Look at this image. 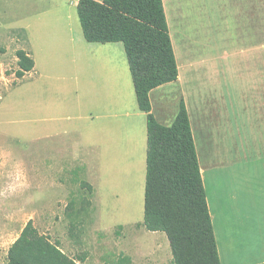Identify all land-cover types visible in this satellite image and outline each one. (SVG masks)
<instances>
[{"label": "rangeland", "instance_id": "rangeland-1", "mask_svg": "<svg viewBox=\"0 0 264 264\" xmlns=\"http://www.w3.org/2000/svg\"><path fill=\"white\" fill-rule=\"evenodd\" d=\"M75 1L0 0V264L29 220L70 257H85L78 264H120L121 253L132 264H168L173 253L166 233L143 226L147 116L124 44L88 42ZM169 6L188 71L153 95L157 119L172 124L185 99L201 166L208 135L219 149L264 145L256 91L241 89L256 81V69L242 71L233 55L257 43L259 24L264 81V0H171ZM95 47L110 53L93 54ZM21 48L35 60L27 81L16 76ZM109 90L121 93L114 111L102 96ZM80 145L82 158L74 161ZM123 163L135 164L136 176L119 174ZM258 205L264 213V202ZM244 212L227 219L239 233L231 236L233 250L215 219L222 260L264 262V241L237 248L253 224V210Z\"/></svg>", "mask_w": 264, "mask_h": 264}, {"label": "trees", "instance_id": "trees-1", "mask_svg": "<svg viewBox=\"0 0 264 264\" xmlns=\"http://www.w3.org/2000/svg\"><path fill=\"white\" fill-rule=\"evenodd\" d=\"M77 11L87 41L124 44L138 106L147 113L143 226L166 233L173 253L168 264H221L185 99L170 125L152 111L151 90L179 76L164 1L78 0ZM17 57L16 76L22 78L34 69L35 60L24 48L17 50ZM79 260L85 257H70L29 220L3 264H78ZM118 260L132 264L124 253Z\"/></svg>", "mask_w": 264, "mask_h": 264}, {"label": "crops", "instance_id": "crops-1", "mask_svg": "<svg viewBox=\"0 0 264 264\" xmlns=\"http://www.w3.org/2000/svg\"><path fill=\"white\" fill-rule=\"evenodd\" d=\"M163 1L165 3L164 5L165 12H166L173 48L179 68V76L176 81L179 82L183 79L184 75L188 71V65L184 61V54L177 41V34H176L175 26L173 24L172 7L169 6L171 0H163ZM77 2L75 1L76 5ZM245 9H246L245 6H243L242 10L240 11L241 14L243 13L244 18L246 13ZM244 23H245V19H244ZM254 30H255L254 33H256V39H254V41L256 40L257 43L253 44L252 47L244 46L243 48V46H241L239 50H236L233 53V55H235L237 58L240 59V63H243L244 66L242 67V71H244V67L246 71H249L251 66H253L254 69H256V81L250 83L246 82L244 84H241V89L247 92L248 90L251 89L253 91H256L254 92V99H255L254 102L255 105L259 107L258 112H261L264 115L263 112L264 81L261 80L262 70H261V43H260L259 24L256 25ZM244 32H245V26L242 35L244 34ZM242 41H244L243 37H242ZM97 43H101V42H97ZM108 43L110 44L115 42H107L101 44H108ZM105 46H115V45H105ZM102 48L104 47H95L94 49L96 50V52L93 51V54L99 53L100 56L106 57L110 52L108 50L106 52L105 50L102 51ZM104 53L105 55L103 56L102 54ZM225 55L229 57L231 53L227 51ZM31 71L24 76V78H26L25 81H27L28 78H31V74H32ZM164 86L165 85H161L151 90L150 99L152 98L151 99L152 101H153V95L156 94L157 92H160V90ZM109 91H107L105 94H102V96L103 95H105V97L107 96L106 99L107 101H109V105L111 106L110 109L114 111L112 104L115 106L119 105V103L121 102L120 101L121 93L118 91L115 92L114 90L108 93ZM113 92H115V94ZM152 111H153V103H152ZM146 124H147V118H146ZM166 125H170V124H166ZM212 138L214 139V134L208 135L207 137L206 140L207 145H206L205 157H204L205 162H204V166H201L200 164V167L204 180L208 206L212 216L218 251H219V241L217 238L215 219L218 217L220 218V224H219V227H221L220 233L222 236L227 235V238L224 242L229 243L227 249L233 250L234 247L230 245L231 236L233 233H235V235H239V233L236 230L235 232L232 231L231 227L233 224H231V221L227 219L242 218L243 215H245L244 210H246L247 208H251L253 210L252 213L253 224L247 227L245 231H243V235L245 236L243 241L245 242V244L240 247H237L241 250H248L250 246L255 247L259 243L264 241V213L260 212V210L258 211V207H260L258 204L260 202H264V145H259L254 147H242L239 148L238 151H236V149L234 148L230 149L226 147H222L221 149H219L217 145L214 144ZM248 151H251V154H253L252 158L248 156L249 155L248 153L246 154V152ZM95 152L97 153L100 161L99 150ZM73 153L74 154L72 155L74 161L76 159L81 160L82 158L81 145L79 147V151ZM120 158L123 159L124 161V159L127 160L128 157H122V155H120ZM127 164L128 163L122 164L123 169L118 170L119 174H121L124 171L131 170L132 172H130V174L135 176L137 173V169L135 168L137 166L135 164H133L132 166L129 165L127 166ZM255 202L257 206L254 205ZM238 226L239 225H237L236 227ZM241 235L242 234L240 232V236ZM219 256H220L221 264L234 263V261L230 259H226L225 261H223L220 252H219ZM256 261H261V260L257 258ZM260 263H264V262H260Z\"/></svg>", "mask_w": 264, "mask_h": 264}, {"label": "bare ground", "instance_id": "bare-ground-1", "mask_svg": "<svg viewBox=\"0 0 264 264\" xmlns=\"http://www.w3.org/2000/svg\"><path fill=\"white\" fill-rule=\"evenodd\" d=\"M102 51H103V50H102ZM106 51H107V50H106ZM106 51H105V52H106ZM111 52H112V51H111ZM113 52H114V51H113ZM102 53H103V52H102ZM107 53H108V52H107ZM107 53H106V54H107ZM98 54H99V53H98ZM100 54H101V53H100ZM113 54H114V53H113ZM102 55L104 56V55H105V53H104V54H102ZM116 55H118V54H116ZM116 55H115V56H116ZM110 91H111V90H110ZM110 91H109L108 93H110ZM113 93L115 94V92H113ZM114 94H113V95H114ZM120 95H121V94H120ZM106 97H107V96H106ZM117 98H118V96H117ZM120 99H121V98H120ZM118 100H119V99H118ZM118 100H117V101H118ZM120 101H121V100H120ZM112 105H113V104H112ZM134 171H135V169H134ZM130 172H132V171H131V170H129V173H130ZM129 175H131V174H129ZM135 176H136V175H135Z\"/></svg>", "mask_w": 264, "mask_h": 264}]
</instances>
